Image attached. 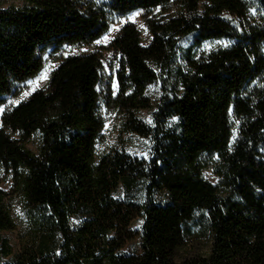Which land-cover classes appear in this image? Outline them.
Returning <instances> with one entry per match:
<instances>
[{"label":"trees","instance_id":"trees-1","mask_svg":"<svg viewBox=\"0 0 264 264\" xmlns=\"http://www.w3.org/2000/svg\"><path fill=\"white\" fill-rule=\"evenodd\" d=\"M21 1L0 0V103L47 54L92 46L115 16L158 12L144 18L148 44L134 24L111 39L116 72L99 51L66 54L2 114L0 264H264V0ZM155 84L148 125L135 113ZM109 110L150 138L148 158L98 151ZM16 193L35 243L2 262ZM136 217L140 250L125 253Z\"/></svg>","mask_w":264,"mask_h":264},{"label":"rangeland","instance_id":"rangeland-1","mask_svg":"<svg viewBox=\"0 0 264 264\" xmlns=\"http://www.w3.org/2000/svg\"><path fill=\"white\" fill-rule=\"evenodd\" d=\"M10 3L21 4V0H5V4ZM158 9H155L153 12L149 13L142 9H137V11L123 14L122 16H115L110 22V26L107 31L102 34L92 46H82L77 49L67 50L63 49L61 52L57 51L52 56L49 54L46 55V62L43 68L38 72V74L32 76V78L23 82L19 91L16 95L10 94L4 97L2 103H0V127L2 125L1 116L6 111L11 109L14 106H17V103L27 99L32 92L37 90L40 87L45 86L48 82V79L51 75V72L57 67L59 61L62 59V56L69 53H77L79 51H99L100 56H102V62L104 64L105 70L109 72H116L118 68V62L120 56L114 51L110 46L111 39L117 34L124 25L134 24L137 29L140 31V38L143 44H148L150 42V34L148 33L146 24L144 23V18L146 15H153L157 13ZM190 41V38H184L182 44L185 45ZM113 86L115 92L118 90L116 79L114 78ZM159 85H151L147 90V94L152 101V106L149 108H140L136 111L135 115L143 120L146 124L151 125L153 123V112L155 110L156 98L159 95ZM105 125L102 129L103 136L101 140L97 143V148L99 152H109L111 149L123 150L131 155L137 157L148 158L151 152V141L149 137L138 135L135 132L129 130L125 123L123 114L117 110L106 111L105 115ZM27 146L31 150L37 149L36 138L28 142ZM205 176L210 180L216 181V177L213 176L209 169L204 171ZM4 188L10 189V182H5L3 184ZM115 196L118 198L124 199L122 187L115 191ZM142 199V195H140ZM26 202L24 197L19 194H14L12 199V212L14 218V224L12 229H8L2 232L3 238L7 239L11 252L9 255L1 257L2 262H7L13 260V257L18 253L22 248L27 246L34 245V240L36 237V229L33 227V222L30 219V213L26 211ZM77 220L74 219V222ZM142 218L136 217L131 221V228L135 231L136 235L129 239L125 244L123 251L125 253L129 252H138L140 250L141 239L139 233L142 226Z\"/></svg>","mask_w":264,"mask_h":264}]
</instances>
